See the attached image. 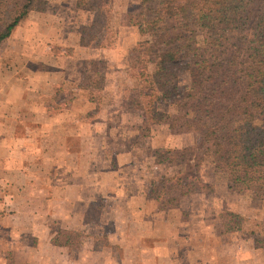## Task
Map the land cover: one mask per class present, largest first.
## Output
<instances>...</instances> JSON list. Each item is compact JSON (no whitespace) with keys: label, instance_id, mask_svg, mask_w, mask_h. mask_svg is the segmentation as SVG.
Masks as SVG:
<instances>
[{"label":"rangeland","instance_id":"374dc122","mask_svg":"<svg viewBox=\"0 0 264 264\" xmlns=\"http://www.w3.org/2000/svg\"><path fill=\"white\" fill-rule=\"evenodd\" d=\"M44 1L46 5L42 11L49 12L53 5L55 8L59 7V10L53 13L58 16L63 14L65 32L70 38H72L70 35L78 30L81 37L89 40L92 46L109 48L116 45L118 34L123 37L122 47L118 50L113 62L116 68L111 81L116 83L120 90H127L125 98L128 104L142 112L141 106L144 108L150 91L142 93L135 91L139 84L135 77V69L130 68L129 62L132 55L131 49L139 39H144L136 30V15L140 0H106L105 2L81 0L80 2L85 4L81 7L78 6V0H58L59 5L53 3L55 0ZM91 6L95 8L92 10ZM98 18L102 19V24L97 22ZM26 19L20 22V28L17 25L11 34L16 35L19 42L29 43L30 20L46 18L37 16L36 12L32 11ZM16 28L19 29L17 32ZM197 39L200 43L199 32H197ZM18 45L19 43L8 44L6 40L0 44V88L2 85L0 94L9 92L12 95L5 102L0 97V107L5 103L14 106L15 112L11 117L21 115V108L17 107L16 102L20 99L18 89L21 92V86L24 84L21 77L28 81L30 76L29 73L23 74L14 70L19 66L20 59L11 52L17 50ZM71 51L72 49L65 47L64 49L57 46L55 48L56 53L70 54ZM70 64L80 67L81 73L77 77H80L79 83L85 84L92 90L86 92L88 96H96V101H102V103L103 98H109L110 91L105 90L106 73L113 67L109 69L105 60L92 63L77 61ZM149 70H153L151 64H149ZM189 82L188 72L171 68L161 76L155 89V93L161 99L155 100L154 106L165 115L160 122L165 132L161 128L158 130L165 135L164 144L173 137L174 145L161 144L159 148H156V144H150V151L158 149L156 159L163 160L165 163L158 165L155 169L151 168L149 177L151 182L154 181L152 191L161 198L157 199L154 205L157 208H164L166 204L168 208L176 210L173 212L174 215L171 213V216L167 217L168 224L175 226V229L170 231L172 240L166 243L158 241L161 249L157 251L134 250L125 244H120L119 236L114 240L110 239L112 220H110V214H107L104 215L107 218H104L103 223L104 229L109 233H104L101 237L102 248L98 249L99 244H97V249H94V243L89 244L90 249L86 252L88 255L91 253L93 257L85 254L87 258L83 257L79 262V259L74 258L78 253L75 247L53 246V248L48 242L49 235L42 224H52L55 231L64 229L57 221L64 213L61 211L64 207L57 201L50 202L51 206H48L46 198L51 187L46 181L40 178H28L31 184L15 185L16 181L22 182L15 175L16 171L0 169V264H160V262L164 264H264V188L250 181L230 184L226 171L214 166L211 144L200 135V130L205 129L206 125L201 119L198 120L200 118L198 114L188 108L185 101L181 99ZM60 89L56 92V95L61 94L57 97V101L48 102L51 112H57L69 95L71 97L73 90L64 97L62 94L66 90L63 87ZM138 96L139 100H137ZM118 97L122 99V95ZM218 106L214 104L213 108L217 109ZM3 115H6V112ZM26 117L29 116L26 115ZM226 117V120H230L231 126L241 122V117L235 114ZM253 124L264 140V113H256ZM147 126L148 124L144 121L142 126L144 131ZM153 130L156 131V129ZM225 133V128H218L217 137L223 138ZM147 135L150 136V133ZM147 141L148 139H145L144 144ZM3 156V154L0 155V162H5L2 161ZM166 197L167 203H165ZM99 205L106 206L101 211V215L110 211L111 203L103 202ZM179 213L180 218H176ZM125 214H121L124 219ZM98 216L100 217V211L96 208L90 211V220L94 224L99 221L96 220ZM49 217L53 219L48 220ZM119 221L124 220L119 219ZM76 234L72 235V241L86 242L88 238L94 237L93 233L87 235L84 233L80 234L81 239ZM126 240L129 241V235L126 236ZM146 240L147 246L153 244V241ZM154 254L155 258L152 257Z\"/></svg>","mask_w":264,"mask_h":264},{"label":"crops","instance_id":"0c3cea01","mask_svg":"<svg viewBox=\"0 0 264 264\" xmlns=\"http://www.w3.org/2000/svg\"><path fill=\"white\" fill-rule=\"evenodd\" d=\"M59 2L53 1L57 5ZM55 10H59V7L53 5L49 12L35 11L37 16L46 19L30 20L29 43L19 42L14 34L4 39L8 44L19 43L18 49L11 52L20 59L19 66L14 70L29 73L30 76L28 81L21 77L24 84L21 92L18 89L20 99L16 102L17 107L21 108L20 117H11L15 112L14 106L5 103L0 107V116H4L0 117V155H4L2 161H5L0 162V169L16 171L15 175L22 182L16 181L15 185L31 184L28 178L46 181L51 187L46 198L48 206H51L50 202L57 201L64 207L61 209L64 213L57 220L64 229L55 231L52 224H42L47 229L48 242L52 247H75L78 253L74 258L79 262L86 255L93 257L86 252L90 249L89 244L94 243V249H97V244L98 249L102 248L101 237L109 233L103 223L107 214L112 220L110 239L119 236L120 244L134 250H160L158 241L166 243L172 240L170 231L175 226L168 224L167 217L171 213L174 215L176 210L168 208L166 204L164 208L154 205L161 198L151 189L154 181L151 182L149 171L165 162L156 159L158 149L152 152L149 148L150 144H156V148L161 144L172 146L173 137L163 143L165 135L158 129L165 130L160 122L148 124L144 131L142 112L128 104L125 98L127 90H120L111 81L116 68L113 62L122 47L123 37L118 34L116 45L109 48L95 47L90 43L82 45L80 32L76 30L70 38L65 32L63 14L58 16L53 13ZM56 46L72 51L70 54L56 53ZM100 60H105L109 69L113 67L106 73L105 90L110 91V96L103 98V103L96 101V96L86 94L92 90L79 83L80 77L77 76L81 73L80 67L70 64ZM61 87L66 90L62 94L64 97L73 90L71 97L69 95L70 98L62 103V108L57 112H51L48 102L57 101L61 94L56 95V92ZM6 93L0 94L4 102L12 97L9 92ZM121 95L122 99L118 97ZM4 112L6 115H3ZM145 139L148 141L144 144ZM103 202H109L111 206L110 211L101 215L106 208L99 205ZM95 208L100 211L96 224L90 220V211ZM121 214H125L126 220ZM176 218H180V213ZM60 231L77 233L80 238V234L93 233L94 237L86 242L71 240L72 243L67 245L55 244L53 239ZM128 235L129 241L126 240ZM146 239L153 241V244L147 246ZM152 257L155 258V254Z\"/></svg>","mask_w":264,"mask_h":264},{"label":"trees","instance_id":"16d2710c","mask_svg":"<svg viewBox=\"0 0 264 264\" xmlns=\"http://www.w3.org/2000/svg\"><path fill=\"white\" fill-rule=\"evenodd\" d=\"M45 5L0 0V43ZM136 30L144 39L131 49L129 62L139 84L135 91H150L141 106L144 121L155 124L165 117L154 106L161 99L155 93L161 76L171 68L188 72L181 99L206 125L200 135L211 144L214 166L226 171L230 184L250 181L264 188V140L253 124L255 114L264 113V0H140ZM88 43L81 37L80 44ZM232 114L241 117L236 126L226 120ZM218 128H225V137H217ZM72 235L60 231L53 241L67 245Z\"/></svg>","mask_w":264,"mask_h":264}]
</instances>
